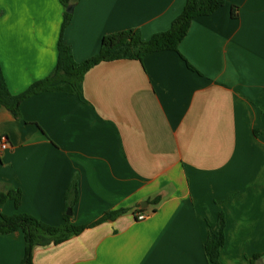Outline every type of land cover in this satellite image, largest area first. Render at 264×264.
Instances as JSON below:
<instances>
[{
    "label": "crops",
    "instance_id": "crops-1",
    "mask_svg": "<svg viewBox=\"0 0 264 264\" xmlns=\"http://www.w3.org/2000/svg\"><path fill=\"white\" fill-rule=\"evenodd\" d=\"M224 1L191 22L177 51L102 61L74 94L23 99L18 118L0 108L9 144L0 151V192H21L20 207L8 201L0 219L28 214L61 226L76 181L71 223H96L35 248L34 264H210L205 243L219 213L221 264L257 255L264 263V0ZM186 3L77 0L61 36V0H0L7 87L20 95L47 79L60 36L80 63L106 35L137 29L149 40L168 31ZM107 213L117 214L99 222ZM24 248L21 232L0 235V264H20Z\"/></svg>",
    "mask_w": 264,
    "mask_h": 264
},
{
    "label": "trees",
    "instance_id": "trees-1",
    "mask_svg": "<svg viewBox=\"0 0 264 264\" xmlns=\"http://www.w3.org/2000/svg\"><path fill=\"white\" fill-rule=\"evenodd\" d=\"M77 0H61L65 7ZM224 0H187L183 12L173 21L171 28L162 33L154 34L149 40H144L137 29L120 31L103 37L99 53L80 63L73 58L70 46L62 41L65 27L71 20V14L64 13L61 36L58 42V59L52 74L45 80L33 84L20 95H13L5 82L0 66V108H7L14 117L20 116V105L26 97L40 92L60 91L74 94L78 89V80L85 72L102 61L121 59H135L142 61L145 56L160 51H177L179 43L188 32L191 22L200 16L211 15L224 5ZM236 12L233 9V16ZM2 139V138H1ZM0 139V141H1ZM77 184L72 183L66 194L67 209H71L77 202ZM8 201H13L16 208L21 204V192L10 189L0 192V208ZM160 197L151 202L157 204ZM117 213H107L100 220L113 218ZM96 223L75 226L71 223L70 215L65 214L61 226H49L28 214L1 215L0 235L7 236L21 232L24 239V256L20 264H34L35 248L57 245L78 235L86 228ZM225 219L222 213L218 216L217 230L205 243V253L210 264H221L220 253L225 243ZM261 255H257L251 264H255Z\"/></svg>",
    "mask_w": 264,
    "mask_h": 264
},
{
    "label": "built area",
    "instance_id": "built-area-1",
    "mask_svg": "<svg viewBox=\"0 0 264 264\" xmlns=\"http://www.w3.org/2000/svg\"><path fill=\"white\" fill-rule=\"evenodd\" d=\"M8 147H9L8 142L6 141L5 138H2L1 141H0V151H4V150H6ZM136 219H137L138 221H143V220L146 219V215H145V214H141V213H139V214L136 216Z\"/></svg>",
    "mask_w": 264,
    "mask_h": 264
},
{
    "label": "water",
    "instance_id": "water-1",
    "mask_svg": "<svg viewBox=\"0 0 264 264\" xmlns=\"http://www.w3.org/2000/svg\"><path fill=\"white\" fill-rule=\"evenodd\" d=\"M73 9H74V5H69L68 7H67V12L68 13H72L73 12ZM72 213H71V209H68V211H67V215H71ZM256 264H264L263 263V261H262V259L261 258H259L258 259V261L256 262Z\"/></svg>",
    "mask_w": 264,
    "mask_h": 264
},
{
    "label": "rangeland",
    "instance_id": "rangeland-1",
    "mask_svg": "<svg viewBox=\"0 0 264 264\" xmlns=\"http://www.w3.org/2000/svg\"><path fill=\"white\" fill-rule=\"evenodd\" d=\"M66 214H67V212H66Z\"/></svg>",
    "mask_w": 264,
    "mask_h": 264
}]
</instances>
